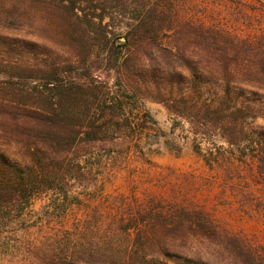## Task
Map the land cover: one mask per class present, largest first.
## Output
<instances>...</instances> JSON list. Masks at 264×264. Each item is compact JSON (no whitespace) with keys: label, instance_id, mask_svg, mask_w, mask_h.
Wrapping results in <instances>:
<instances>
[{"label":"trees","instance_id":"16d2710c","mask_svg":"<svg viewBox=\"0 0 264 264\" xmlns=\"http://www.w3.org/2000/svg\"><path fill=\"white\" fill-rule=\"evenodd\" d=\"M190 7L0 0L2 258L19 250L24 264H264V242L228 230L195 194L219 187L264 233V198L243 187L250 165L264 196V35L197 22ZM143 100L163 105L173 126L188 124L210 176L163 171V192L145 189L134 207L103 180L130 171L132 154L152 164L142 133L159 131L147 112L128 111Z\"/></svg>","mask_w":264,"mask_h":264},{"label":"rangeland","instance_id":"374dc122","mask_svg":"<svg viewBox=\"0 0 264 264\" xmlns=\"http://www.w3.org/2000/svg\"><path fill=\"white\" fill-rule=\"evenodd\" d=\"M224 1H227V6H218V10H215L217 4ZM188 3L191 4L189 8L191 17L197 22L217 23L220 21L242 38L257 39L264 35V1L188 0ZM243 3L247 4V7L243 9L248 16H245L244 10L238 13L234 8ZM128 103L129 114L147 112L155 123V129L159 131L156 133L151 128V130L142 133L143 150L152 164L150 166L141 164L135 158V154H132V161L129 162L130 171H120L115 179L103 180L106 193L116 197L119 202L129 203L135 207L136 202L145 195V189H150L153 193L158 194L167 187V178L161 177L163 171H174L176 174L186 175V177L188 174H192L197 178L198 183L210 176L202 159L193 151L192 135H190L188 124L185 121L181 120L178 126H173L174 118L169 116L164 106L150 100H143L140 103L129 101ZM149 126L153 125L149 124ZM203 147L206 148V145L204 144ZM177 152L180 153L177 154ZM243 169L246 175L243 187L247 190L254 188L256 196L264 198L262 191H259L260 186L253 180V168L248 165ZM179 180L176 176L170 177L171 184L177 185ZM99 183L101 182L99 181ZM195 194L199 203L228 230L243 236L254 245L264 242L263 223L258 218L243 214L236 208V203H231L230 198L220 194L219 187L213 185L210 189L199 188ZM45 200L44 196H39L32 202L31 209L35 213L41 211ZM37 235V232L32 235H21L20 239L25 244V238L30 237L31 240ZM27 260L19 250L12 252L7 258H2L0 255V264H24L23 262Z\"/></svg>","mask_w":264,"mask_h":264}]
</instances>
